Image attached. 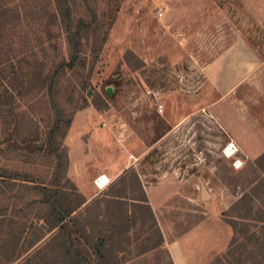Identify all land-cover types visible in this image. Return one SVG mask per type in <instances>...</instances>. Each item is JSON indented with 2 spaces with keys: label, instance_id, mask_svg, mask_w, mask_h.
<instances>
[{
  "label": "rangeland",
  "instance_id": "obj_1",
  "mask_svg": "<svg viewBox=\"0 0 264 264\" xmlns=\"http://www.w3.org/2000/svg\"><path fill=\"white\" fill-rule=\"evenodd\" d=\"M238 40L264 60V0H0V264H67L38 187L65 210L83 197L72 216L112 264H173L168 245L207 218L190 236L194 263L264 264L246 239L259 226L242 219L264 213V150L229 139L203 70ZM56 109L59 157L46 148ZM121 157L134 168L97 189L91 170ZM244 194L252 201L233 209Z\"/></svg>",
  "mask_w": 264,
  "mask_h": 264
},
{
  "label": "crops",
  "instance_id": "obj_2",
  "mask_svg": "<svg viewBox=\"0 0 264 264\" xmlns=\"http://www.w3.org/2000/svg\"><path fill=\"white\" fill-rule=\"evenodd\" d=\"M203 70L206 78L212 77L216 91L221 94L211 103V111L228 131L229 139L236 145H242L240 147L243 149L264 150V60H260L254 51L246 50L244 41L238 40L205 64ZM85 158L87 160L90 157L86 155ZM70 165L72 168V161ZM89 167L87 165L85 168L86 174H89ZM129 168H134V163L121 157L112 161L110 168L102 163L96 167V170L95 168L91 170L90 175L94 185L101 190V187L96 185L97 179L104 177L109 184ZM76 182L79 188L83 187L79 177ZM144 191L149 206L155 212L157 199L154 197V191L145 187ZM206 220L196 229L188 232V235L168 245L173 264L210 262L211 256L197 263L191 259L196 252H193L190 236L195 230L202 228ZM197 259L200 260L199 256Z\"/></svg>",
  "mask_w": 264,
  "mask_h": 264
},
{
  "label": "trees",
  "instance_id": "obj_3",
  "mask_svg": "<svg viewBox=\"0 0 264 264\" xmlns=\"http://www.w3.org/2000/svg\"><path fill=\"white\" fill-rule=\"evenodd\" d=\"M79 37H80L79 32H75L74 34L70 33L69 35V43L73 47V53L75 54H78L77 53L79 50L78 48L80 47L79 41H78ZM48 89L50 92L51 85H49ZM53 106L55 107V105ZM56 115H57V121L54 123L51 130L49 131L47 142H46V148L50 154H53L54 156L59 157V152L55 148L54 139H55V135L57 134V132H59L60 129L62 128V124H63L62 117L63 116L59 111H57V109H56ZM69 126H70V123H69ZM263 165H264V153L261 156H259L254 163V166L258 169H263L264 168ZM38 188H39L38 190L40 191V193L44 195L48 203L49 209H50L51 217H50L49 222H50L51 229L58 230L64 239L62 249H63L65 258L67 259L66 260L67 264H112L109 259L110 256H107L109 252L106 250L105 241H102L101 239H97L96 241L91 240L90 237L86 236L85 231L81 227L78 226V223H77L78 218H74L72 216L73 213H75V211L78 208L84 205L83 197L78 193L80 197V202H79V205L76 207V209H72V210L66 209L65 210L63 209V206H62L63 204H61L58 198V193L56 191H52L44 187H38ZM112 197H113L112 199L113 201H110V202L117 204V205L124 204L123 203L124 201H121V196L116 194L114 196L112 195ZM252 198L253 197L248 196L247 194H244L233 205L232 208L236 209L237 207H240L241 205L249 203L250 201H252ZM143 202L146 204V205H143L145 206V209H147L151 213L152 211H151L150 206L148 205L147 200L145 199L143 200ZM88 208L89 207H87L85 210H88ZM246 212H247L246 215H244V218L242 219L250 218L251 220L255 221L256 225L259 226L258 227L259 232L260 231L262 232L260 236L258 235L259 237H256V234H258L259 232L258 233L254 232L251 235L246 236L247 237L246 239L248 241L256 240V246L260 249V251L258 252L259 253L261 252V255L264 256V213L257 211L254 215H252L251 208L247 209ZM116 229L121 230L120 226H117ZM231 229H232V239H231L228 253L232 252L231 248H233V246L236 244L237 238H238L237 228L231 225ZM73 234L78 235V237L73 238ZM78 241L82 242V244H80ZM243 248L244 249L242 250V252L246 251L245 246ZM234 252H232L233 254L231 255L233 260H235ZM251 253H252L251 254L252 257L255 256V258L252 261H255L256 256L258 255L255 252H251ZM226 257L228 256L226 255ZM226 257L217 258L215 260V263L224 264Z\"/></svg>",
  "mask_w": 264,
  "mask_h": 264
},
{
  "label": "bare ground",
  "instance_id": "obj_4",
  "mask_svg": "<svg viewBox=\"0 0 264 264\" xmlns=\"http://www.w3.org/2000/svg\"><path fill=\"white\" fill-rule=\"evenodd\" d=\"M232 150H233V147L232 146H228L226 148V152L231 153V154L233 153ZM106 183H107V179L104 178V177L103 178H100V182H98V184H99L100 187H103Z\"/></svg>",
  "mask_w": 264,
  "mask_h": 264
},
{
  "label": "built area",
  "instance_id": "obj_5",
  "mask_svg": "<svg viewBox=\"0 0 264 264\" xmlns=\"http://www.w3.org/2000/svg\"><path fill=\"white\" fill-rule=\"evenodd\" d=\"M159 15H161V13H159ZM230 146H232V147H233V145H230ZM233 149H235V148L233 147ZM234 152H235V151H234ZM234 152H233V153H234ZM97 181H98V182H100V178H99V179H97ZM97 181H96V185H99V184L97 183ZM107 183H108V182H107ZM107 183H106V184H107ZM106 184H105V185H106ZM105 185H104V186H105ZM104 186H103V187H104Z\"/></svg>",
  "mask_w": 264,
  "mask_h": 264
},
{
  "label": "water",
  "instance_id": "obj_6",
  "mask_svg": "<svg viewBox=\"0 0 264 264\" xmlns=\"http://www.w3.org/2000/svg\"><path fill=\"white\" fill-rule=\"evenodd\" d=\"M108 93H109V92H108ZM88 95H90V93H88ZM206 197H207V195L204 194V198H206Z\"/></svg>",
  "mask_w": 264,
  "mask_h": 264
}]
</instances>
